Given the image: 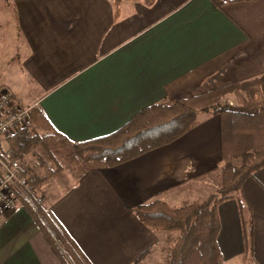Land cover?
Instances as JSON below:
<instances>
[{"label": "crops", "instance_id": "1", "mask_svg": "<svg viewBox=\"0 0 264 264\" xmlns=\"http://www.w3.org/2000/svg\"><path fill=\"white\" fill-rule=\"evenodd\" d=\"M3 1L1 67L14 61L7 74L17 85L7 88L69 144L106 136L153 103L264 77V0ZM221 159L219 117L200 114L179 138L113 167L79 175L59 160L61 171L38 187L41 207L85 264H158L164 232L132 209L155 198L202 201ZM25 160L39 173L53 165L41 148ZM241 195L244 212L234 199L217 208L222 264H264V166ZM0 264H64L20 201L0 210Z\"/></svg>", "mask_w": 264, "mask_h": 264}, {"label": "trees", "instance_id": "2", "mask_svg": "<svg viewBox=\"0 0 264 264\" xmlns=\"http://www.w3.org/2000/svg\"><path fill=\"white\" fill-rule=\"evenodd\" d=\"M228 96L234 98L233 103L225 100ZM200 114L219 117L222 159L216 193L201 202L180 206H170L155 198L137 205L132 212L147 227L167 234L168 264H222L217 244L218 205L234 199L239 212H244L242 184L264 166V77L230 83L170 102L153 103L106 136L70 144L52 131L46 116L34 105L30 107L33 126L51 132L40 134L33 126L20 129L7 139L13 141L7 149L19 159V176L38 187L61 171L59 160L79 168V175L84 168L113 167L179 138L198 123ZM36 148H41L53 164L42 173H37L25 160ZM2 150L0 148V152ZM234 159L239 163H234ZM20 202L34 217L64 264H85L66 234L41 205L35 204L32 208L22 198ZM243 230L246 239L243 254L246 257L251 232L250 227ZM144 255L141 254L137 261Z\"/></svg>", "mask_w": 264, "mask_h": 264}, {"label": "built area", "instance_id": "3", "mask_svg": "<svg viewBox=\"0 0 264 264\" xmlns=\"http://www.w3.org/2000/svg\"><path fill=\"white\" fill-rule=\"evenodd\" d=\"M32 126L30 106L21 104L7 88H0V142ZM19 166V159L8 149L0 152V210L15 207L21 198L32 208L43 202L35 186L19 176Z\"/></svg>", "mask_w": 264, "mask_h": 264}, {"label": "rangeland", "instance_id": "4", "mask_svg": "<svg viewBox=\"0 0 264 264\" xmlns=\"http://www.w3.org/2000/svg\"><path fill=\"white\" fill-rule=\"evenodd\" d=\"M6 10H7V6L5 5V2L3 0H0V22L2 21V18L1 17L3 16V14H4V12ZM1 39H3L4 43H8V30L0 24V40ZM7 47H8L7 45L4 46L5 49H7ZM9 47H11L10 44H9ZM2 54L3 53L0 51V88H7V87H9L12 91H15L16 92V89H15V88H17L16 82H14L12 80V78H9L8 77V74H7V70L9 68V65H13L12 63L14 61H11L10 64L7 61H4L3 64L6 65L8 68H6L5 70H3V67H1V63H2V61H1V58L2 57L1 56H2ZM225 100L229 101L230 103H233L234 102V98L232 96H228ZM19 102H21V104H23L22 101H19ZM24 106H26V105H24ZM60 162L61 163H64L61 160H60ZM233 162L234 163H239V160L238 159H234ZM64 164H66V163H64ZM36 172L39 173L38 171H36ZM67 172H69V169L64 170L60 175L61 176H65L67 174ZM219 180H220V174H219V178L217 179V184H216L215 178H212L211 182L207 186V192L205 194L206 196L204 197L203 200L207 199L209 196H211V195H213V194L216 193V190H217V188L219 186ZM38 187H35V188L37 189L38 193L41 194L39 192V190H38ZM183 201L182 202H179V203H184ZM178 206H180V204ZM166 235L167 234L164 233V236L165 237L163 238V240L167 239V236ZM166 243H167L166 240L165 241H162L161 244H162L163 250H162V252L160 251L161 253H159V252H153V254H152L153 258H155V256L161 258V260H157L158 261V264H166L167 263V262H165V259L167 260V252H168V244H166Z\"/></svg>", "mask_w": 264, "mask_h": 264}]
</instances>
